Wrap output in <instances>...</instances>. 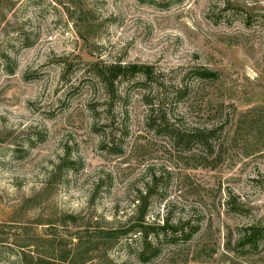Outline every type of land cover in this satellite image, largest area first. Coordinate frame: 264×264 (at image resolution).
Wrapping results in <instances>:
<instances>
[{"label":"rangeland","instance_id":"1","mask_svg":"<svg viewBox=\"0 0 264 264\" xmlns=\"http://www.w3.org/2000/svg\"><path fill=\"white\" fill-rule=\"evenodd\" d=\"M31 259L264 264V0H0V264Z\"/></svg>","mask_w":264,"mask_h":264},{"label":"trees","instance_id":"2","mask_svg":"<svg viewBox=\"0 0 264 264\" xmlns=\"http://www.w3.org/2000/svg\"><path fill=\"white\" fill-rule=\"evenodd\" d=\"M151 69L144 66L138 65H121V64H100L96 65L93 70V77L102 85V87L109 93H113V89H115V84L118 80H130L134 78L136 75H141L145 80L150 78ZM197 77L201 79L208 80H216L217 75L213 72L202 70L197 72ZM153 111V110H151ZM214 135V130L205 129L201 132L194 131L192 134L187 136L188 139L179 138L174 135L173 139L175 143L178 142L183 143V145H187L189 142L194 141L201 145L203 148L209 147V141ZM180 139V141H179ZM151 197L150 191H145L144 194H141L137 198V203L135 206V212L137 214V218L135 220L134 226L129 228L126 232H123L122 235H128V233H138L144 239L148 238L150 235V226L145 225V216L148 207V201ZM159 229H164V227H160ZM262 238V235L259 230L251 227L245 230L244 235L241 239L242 245L251 244V246H256L257 241ZM41 261L33 259L29 260V264H40ZM24 264V262H23ZM27 264V263H25Z\"/></svg>","mask_w":264,"mask_h":264}]
</instances>
